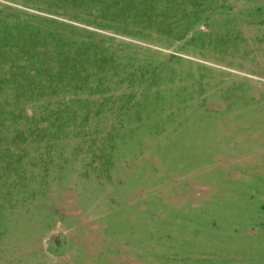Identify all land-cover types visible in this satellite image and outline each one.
Masks as SVG:
<instances>
[{
  "label": "rangeland",
  "instance_id": "obj_1",
  "mask_svg": "<svg viewBox=\"0 0 264 264\" xmlns=\"http://www.w3.org/2000/svg\"><path fill=\"white\" fill-rule=\"evenodd\" d=\"M0 264H264V0H0Z\"/></svg>",
  "mask_w": 264,
  "mask_h": 264
}]
</instances>
